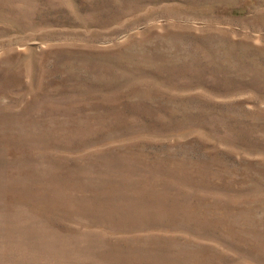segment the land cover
Here are the masks:
<instances>
[{"label": "rangeland", "instance_id": "rangeland-1", "mask_svg": "<svg viewBox=\"0 0 264 264\" xmlns=\"http://www.w3.org/2000/svg\"><path fill=\"white\" fill-rule=\"evenodd\" d=\"M0 264H264V0H0Z\"/></svg>", "mask_w": 264, "mask_h": 264}]
</instances>
